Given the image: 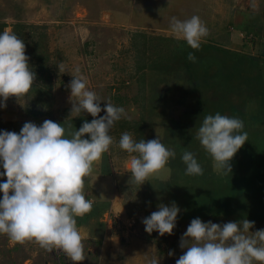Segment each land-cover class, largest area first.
Returning <instances> with one entry per match:
<instances>
[{"label": "rangeland", "instance_id": "obj_1", "mask_svg": "<svg viewBox=\"0 0 264 264\" xmlns=\"http://www.w3.org/2000/svg\"><path fill=\"white\" fill-rule=\"evenodd\" d=\"M192 15L208 29L199 49L170 34L172 17ZM4 30L24 41L35 80L27 94L10 96L0 107V129L19 132L26 121L51 119L67 134L94 119L83 111L70 115L68 71L77 66L103 99L102 109L109 101L123 106L127 117L115 122L113 144L84 178L86 199L95 193L107 199L76 217L84 260L0 233V264H147L153 254L160 264H176L193 218H247L255 221L251 231L264 229V0H0ZM216 112L239 117L248 133L226 176L196 139L204 116ZM125 131L136 140L159 134L176 157L149 181L130 185L129 154L118 143ZM184 150L195 153L203 175L185 173ZM173 201L181 209L173 233L145 231L142 218Z\"/></svg>", "mask_w": 264, "mask_h": 264}, {"label": "clouds", "instance_id": "obj_2", "mask_svg": "<svg viewBox=\"0 0 264 264\" xmlns=\"http://www.w3.org/2000/svg\"><path fill=\"white\" fill-rule=\"evenodd\" d=\"M169 28L175 39L185 40L193 49H199L208 34L198 15L183 20L172 17ZM187 58L196 60L192 52ZM58 67L64 71L62 65ZM68 72L73 76L68 84L70 115L77 117L83 111L94 119L84 120L81 127L67 134L62 123L51 119L39 125L26 121L19 132L0 129V167L4 169L0 177H7L0 180V233L16 242L34 239L46 249L58 248L75 262L85 258L76 217L91 211L93 205L83 192L84 178L91 173L93 162L113 144L110 130L127 113L123 106L107 100L102 109L103 99L90 89L80 68ZM34 80L24 41L14 32L0 31V107L7 106L10 96L27 94ZM244 127V121L236 116L220 112L204 116L196 139L212 157L218 174L232 173L230 161L248 140ZM118 143L129 154L125 168L131 173L130 185L149 181L176 157L175 150L166 146L159 134L136 140L125 131ZM181 160L187 175H203L195 153L184 150ZM180 211L174 201L159 204L158 210L142 218L145 231L172 234ZM254 224L247 218L225 223L193 218L181 236L179 246L186 251L176 264H264V229L251 231ZM160 258L153 254L146 258L147 264H160Z\"/></svg>", "mask_w": 264, "mask_h": 264}, {"label": "crops", "instance_id": "obj_3", "mask_svg": "<svg viewBox=\"0 0 264 264\" xmlns=\"http://www.w3.org/2000/svg\"><path fill=\"white\" fill-rule=\"evenodd\" d=\"M95 182H93V184H94ZM89 184V183H88ZM114 187H116V185H114ZM89 190H88V187L86 188V192H88ZM112 191H114V188L112 189ZM111 191V192H112ZM110 192V191H109ZM96 194V193H95ZM91 195V200L92 201H94V203H96V204H98V207L100 206H102L104 203H105V200L107 201V199H104V198H97L96 197V195ZM97 207V208H98ZM94 209V208H93ZM96 215H98L97 217L101 220L102 219V217L99 215V212L96 214ZM96 215H94V216H96ZM93 216H87V220H90V218H92ZM97 217H95V218H97ZM96 220V219H95ZM89 228V227H88ZM88 228H86V231L88 230ZM85 231V230H84Z\"/></svg>", "mask_w": 264, "mask_h": 264}]
</instances>
